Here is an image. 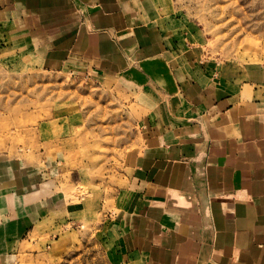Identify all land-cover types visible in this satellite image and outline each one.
I'll return each mask as SVG.
<instances>
[{
  "label": "crops",
  "instance_id": "crops-1",
  "mask_svg": "<svg viewBox=\"0 0 264 264\" xmlns=\"http://www.w3.org/2000/svg\"><path fill=\"white\" fill-rule=\"evenodd\" d=\"M163 4L0 0V21L42 69L119 83L143 102L109 193L100 171L79 175L91 157H0V264L70 222L98 225L114 264H264V49L223 69Z\"/></svg>",
  "mask_w": 264,
  "mask_h": 264
},
{
  "label": "rangeland",
  "instance_id": "rangeland-1",
  "mask_svg": "<svg viewBox=\"0 0 264 264\" xmlns=\"http://www.w3.org/2000/svg\"><path fill=\"white\" fill-rule=\"evenodd\" d=\"M161 9L223 69L243 67L263 52L264 0H164ZM11 30L0 21V157H91L75 163L79 175L93 179L100 171L94 179L109 193L116 183L113 159L136 133L139 116L132 112L133 103H143L140 91L119 83L100 88L85 77L42 69ZM99 106L105 115H89ZM86 190L79 184L75 191L86 197ZM97 226L67 223L52 237L22 242L2 264H114L107 256L111 243L100 240Z\"/></svg>",
  "mask_w": 264,
  "mask_h": 264
}]
</instances>
